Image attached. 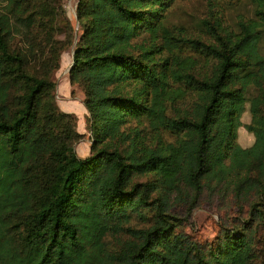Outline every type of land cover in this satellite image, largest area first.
Listing matches in <instances>:
<instances>
[{
    "label": "trees",
    "instance_id": "trees-1",
    "mask_svg": "<svg viewBox=\"0 0 264 264\" xmlns=\"http://www.w3.org/2000/svg\"><path fill=\"white\" fill-rule=\"evenodd\" d=\"M174 0H0V264H250L264 253V0L174 52ZM60 24V25H58ZM57 31L61 36H55ZM83 93L56 102L60 55ZM245 128L254 135L243 146ZM144 177V179H142ZM228 208L211 239L183 230Z\"/></svg>",
    "mask_w": 264,
    "mask_h": 264
},
{
    "label": "rangeland",
    "instance_id": "rangeland-1",
    "mask_svg": "<svg viewBox=\"0 0 264 264\" xmlns=\"http://www.w3.org/2000/svg\"><path fill=\"white\" fill-rule=\"evenodd\" d=\"M77 1L63 0L65 15L76 31L78 27L75 13ZM164 15L165 25L171 29L176 37L180 38L174 47V52L181 56H198L189 39L202 38L208 40L210 38V32L204 20H208L216 26L220 23L222 26L234 28L239 16L247 18L253 15V6L250 0H174ZM61 35L55 31V36ZM72 56V46L66 47L60 55L59 67L53 72V78L57 82L55 96L56 102L62 110L71 111L77 116V129L84 134L75 143V149L80 156H85L90 152V137L86 127L85 115L82 114L84 111L80 101V96L83 95L82 90L79 86L70 84L68 79ZM241 119L242 125L238 128L237 139L241 145L248 146L254 140L253 133L244 126L250 121L248 103ZM229 212L228 208H218L213 202L204 201L193 210L189 223L182 228L193 236L211 239L222 219L227 222L230 221ZM250 264H264V253L261 257H255Z\"/></svg>",
    "mask_w": 264,
    "mask_h": 264
},
{
    "label": "crops",
    "instance_id": "crops-1",
    "mask_svg": "<svg viewBox=\"0 0 264 264\" xmlns=\"http://www.w3.org/2000/svg\"><path fill=\"white\" fill-rule=\"evenodd\" d=\"M82 99H83V95L82 96H80V101H81V103H82V106H83V112H82V114H83V116L87 113V111H86V108H85V106H84V104H83V102H82Z\"/></svg>",
    "mask_w": 264,
    "mask_h": 264
}]
</instances>
